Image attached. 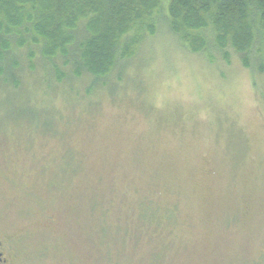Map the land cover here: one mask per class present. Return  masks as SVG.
<instances>
[{
	"label": "rangeland",
	"instance_id": "obj_1",
	"mask_svg": "<svg viewBox=\"0 0 264 264\" xmlns=\"http://www.w3.org/2000/svg\"><path fill=\"white\" fill-rule=\"evenodd\" d=\"M156 29L108 89L0 91L12 264H264V85Z\"/></svg>",
	"mask_w": 264,
	"mask_h": 264
},
{
	"label": "trees",
	"instance_id": "obj_2",
	"mask_svg": "<svg viewBox=\"0 0 264 264\" xmlns=\"http://www.w3.org/2000/svg\"><path fill=\"white\" fill-rule=\"evenodd\" d=\"M162 10V0H0V91L15 96L27 86L49 96L54 82L71 80L108 89L133 61L153 56L143 40L157 25L196 54L231 48L264 85V0H167V16Z\"/></svg>",
	"mask_w": 264,
	"mask_h": 264
},
{
	"label": "flooded vegetation",
	"instance_id": "obj_3",
	"mask_svg": "<svg viewBox=\"0 0 264 264\" xmlns=\"http://www.w3.org/2000/svg\"><path fill=\"white\" fill-rule=\"evenodd\" d=\"M11 261V258L3 250L0 249V264H12Z\"/></svg>",
	"mask_w": 264,
	"mask_h": 264
}]
</instances>
